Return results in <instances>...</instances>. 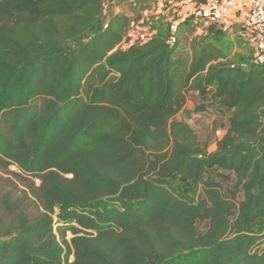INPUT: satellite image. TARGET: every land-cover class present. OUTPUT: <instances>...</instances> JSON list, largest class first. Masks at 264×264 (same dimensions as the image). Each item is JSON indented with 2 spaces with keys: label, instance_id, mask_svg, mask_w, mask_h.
Segmentation results:
<instances>
[{
  "label": "trees",
  "instance_id": "16d2710c",
  "mask_svg": "<svg viewBox=\"0 0 264 264\" xmlns=\"http://www.w3.org/2000/svg\"><path fill=\"white\" fill-rule=\"evenodd\" d=\"M108 1L0 0V164L38 180L0 191V264H264V64L123 46ZM191 92L229 110L214 150L175 118Z\"/></svg>",
  "mask_w": 264,
  "mask_h": 264
},
{
  "label": "rangeland",
  "instance_id": "374dc122",
  "mask_svg": "<svg viewBox=\"0 0 264 264\" xmlns=\"http://www.w3.org/2000/svg\"><path fill=\"white\" fill-rule=\"evenodd\" d=\"M116 0L108 1L106 3L105 18L101 21L99 27H104V24L108 21V17L122 9H129V14L132 15V7L129 2L120 4ZM127 7V8H126ZM133 33L134 30H133ZM206 37H213L218 40L225 49L230 53L231 57L238 61L242 55L246 56L245 63L250 60L256 59V50L253 46L251 35L234 36L233 32L224 30L220 23L214 20L212 17H201L197 20H192L182 26L180 41V49H188L192 44H200ZM135 39L132 36L128 37L123 46H127ZM197 92H191L186 106L176 115V119L185 120L191 124L193 128L199 133L202 142L208 143L209 149L214 150L216 148L217 140L224 134L229 126L228 114L229 110L219 105L210 106L206 111H196L197 105L202 103ZM32 182L38 183L37 179H31L24 176L21 171L15 166L2 162L0 164V191H11L14 196L25 195L27 185ZM178 186L185 192L194 194L199 185L193 181L179 179L177 181ZM35 212L36 209H30ZM235 214L232 215V218ZM259 227L264 226V220L259 221Z\"/></svg>",
  "mask_w": 264,
  "mask_h": 264
},
{
  "label": "crops",
  "instance_id": "0c3cea01",
  "mask_svg": "<svg viewBox=\"0 0 264 264\" xmlns=\"http://www.w3.org/2000/svg\"><path fill=\"white\" fill-rule=\"evenodd\" d=\"M118 1L120 4L129 2L132 7V15L126 12L129 11L127 7V9L124 8L122 11H117L126 12L132 18L131 28L128 32L127 38L132 36L135 40L129 44L147 41L149 38L159 33L160 30L165 28L169 29L171 33L170 40H172L178 33H181L182 26L186 23H189L192 20H197L201 17H212L220 23L224 30L233 32L234 36L251 35L253 46L255 48L256 42L254 35H252V33L243 25L241 13L239 11H233L225 17H213L207 13V0ZM114 2H116V0H114ZM133 30L135 33H133ZM242 56L245 59L246 56Z\"/></svg>",
  "mask_w": 264,
  "mask_h": 264
},
{
  "label": "built area",
  "instance_id": "2783aa9c",
  "mask_svg": "<svg viewBox=\"0 0 264 264\" xmlns=\"http://www.w3.org/2000/svg\"><path fill=\"white\" fill-rule=\"evenodd\" d=\"M206 10L213 17L239 11L243 25L254 35L256 61L264 64V0H207Z\"/></svg>",
  "mask_w": 264,
  "mask_h": 264
}]
</instances>
